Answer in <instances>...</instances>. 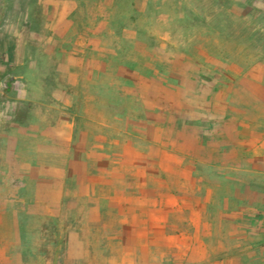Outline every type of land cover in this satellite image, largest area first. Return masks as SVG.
I'll use <instances>...</instances> for the list:
<instances>
[{"label":"crops","instance_id":"crops-1","mask_svg":"<svg viewBox=\"0 0 264 264\" xmlns=\"http://www.w3.org/2000/svg\"><path fill=\"white\" fill-rule=\"evenodd\" d=\"M230 1L227 13H246V0ZM47 3L30 37L0 38V240L5 223L17 238L19 211L38 223L68 222L59 213L65 196L88 198L92 183L117 181L109 205L121 226L109 238L120 239L121 250L110 264H264V54L222 84L191 66L168 86L167 74L129 65L132 24L116 25L112 9L85 11L92 21L77 22V0ZM176 57L214 62L209 54ZM103 79L115 103L103 104ZM119 96L127 101L121 116ZM106 107L110 120L101 117ZM117 119L126 121L121 137L104 131ZM66 228V256L80 260L85 236ZM8 253L0 246V264Z\"/></svg>","mask_w":264,"mask_h":264},{"label":"rangeland","instance_id":"rangeland-1","mask_svg":"<svg viewBox=\"0 0 264 264\" xmlns=\"http://www.w3.org/2000/svg\"><path fill=\"white\" fill-rule=\"evenodd\" d=\"M48 1L56 2L50 6H58L68 0H0V38H3V42L7 40V44H12L16 37H30V24L38 20L41 8L48 5ZM77 1L78 12L74 17L77 22L92 21L90 16L84 15L85 11L105 12L112 9V20L116 25L131 23L133 30L130 29L129 34L135 35V42L133 47L130 42H125L124 50H132L136 61L129 65L144 74H167L168 86L176 82L175 74H181L184 67L191 66L195 72L201 68L206 71L208 68L207 73H197L212 74L222 84L228 80L229 75L237 74L236 70L246 64V59L248 61L264 54V13L255 10L258 5L264 6V0H246V13L240 15L226 12L225 8L228 10L233 3L230 0H112L111 5V0ZM147 53L151 54L149 61L143 60ZM163 54H167L169 57L166 59H171V62H158L157 57H162ZM181 54L197 55L201 59L209 54L214 56V62H179L176 55ZM117 65L110 64V70L113 71ZM106 81L103 79L100 82L104 105L116 102L114 90L106 86ZM137 84L141 88L144 86L142 82ZM118 85L120 88L123 84L119 82ZM118 102V113L121 116L127 101L119 96ZM135 104L137 109V104L140 105L141 101L135 99ZM111 113L106 107L101 112V117L110 120ZM117 120V125L106 127L104 131L109 134L118 131L121 137V128L126 121ZM133 126L134 132L142 134V127ZM142 142L137 143L141 148L145 145ZM123 171L130 179L136 180L133 167L126 166ZM119 184L113 181L104 183L106 186L101 188L100 184L92 183L94 191L91 197L70 199L65 196L63 199L65 205L60 208V216L67 218L71 228L81 230L85 236V257L75 260L66 256L67 239L64 235L67 232V221H55L53 224L46 222L44 218L45 222L38 223L35 217L21 210L16 239L12 237L8 223L1 227V234L5 238L0 240V246L6 245L9 252L4 256L9 260L6 264L16 263L15 253L19 254L16 256L19 264H46L47 260L50 264H110L109 259L114 256L112 252L121 250L120 239L109 238L121 226L120 222L114 221L112 211L115 210L109 205L111 189L115 190ZM70 201L74 206H67ZM52 226L55 228L54 237L50 230ZM100 237L115 241L108 239L103 244L96 240ZM52 248L56 249L55 253L51 252ZM166 259L172 262L174 256L168 253Z\"/></svg>","mask_w":264,"mask_h":264},{"label":"trees","instance_id":"trees-1","mask_svg":"<svg viewBox=\"0 0 264 264\" xmlns=\"http://www.w3.org/2000/svg\"><path fill=\"white\" fill-rule=\"evenodd\" d=\"M109 239V238H108ZM107 238H102V237H100V238H98V239H96L97 241H100V242H102L103 244H105L104 242H105V240L107 241L108 240ZM110 241H115V240H112V239H109ZM89 242L91 243V240H89Z\"/></svg>","mask_w":264,"mask_h":264}]
</instances>
